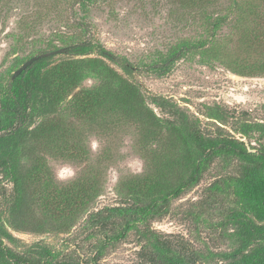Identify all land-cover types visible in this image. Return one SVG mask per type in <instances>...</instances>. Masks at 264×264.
<instances>
[{"label":"rangeland","instance_id":"rangeland-1","mask_svg":"<svg viewBox=\"0 0 264 264\" xmlns=\"http://www.w3.org/2000/svg\"><path fill=\"white\" fill-rule=\"evenodd\" d=\"M237 1L234 10L233 0H91L85 7L79 0H0V93L18 66L38 51L48 50L50 44L62 46V39L88 38L134 64L137 69L130 76L117 65L111 66L142 84L147 102L159 116L179 124L185 118L181 114H185L204 135L221 133L259 149L264 143L259 132L245 137L239 130L244 122L264 124V73L241 75L228 64L253 66L264 60V47L247 50L244 43H250L256 32H264V0ZM220 16H227L228 21L213 32L209 21ZM80 22L88 28L80 27ZM183 44L191 45L167 73L147 69L148 65L161 64ZM63 58L57 54L53 61ZM99 82L95 73H86L75 92ZM151 95L171 105H156ZM39 123L50 135L45 133L36 142L43 157V171L34 185L40 194L37 214L53 222L66 215L68 211L58 206L59 191L71 186L83 171L87 178L98 180L100 194L69 230L38 234L10 229L19 242L7 243L19 252L36 241L65 252L79 244L88 257L101 237L88 221L90 212L119 204L123 198L121 180L145 171L147 162L137 151L139 127L118 111L95 118L73 114L69 104L46 119L36 117L32 128ZM70 151L81 157L80 161H72ZM241 164L237 157H217L201 180L174 200L173 213L155 220L153 228L169 238L183 237L204 255L210 254L213 264H226L220 254L239 244L234 227L220 225L226 219L230 198L223 189L210 188L215 184L223 188L224 178L237 174ZM0 179L5 216L13 183L3 179L1 172ZM189 210L200 212L201 217L187 214ZM140 250L131 232L108 249L100 264H141Z\"/></svg>","mask_w":264,"mask_h":264},{"label":"trees","instance_id":"trees-1","mask_svg":"<svg viewBox=\"0 0 264 264\" xmlns=\"http://www.w3.org/2000/svg\"><path fill=\"white\" fill-rule=\"evenodd\" d=\"M87 1L91 0H79V3L85 7ZM237 4L238 1L233 0L234 10ZM227 21V16H220L209 22L214 32ZM79 26L88 28L84 22ZM260 32H256L250 43L244 42L247 50L264 47V32L259 35ZM62 40L64 45L50 44L48 50L37 53L63 47L61 61L55 63L54 55L38 59L14 80L12 74L0 93V172L3 179L13 183L5 216L0 197V264H100L108 249L131 232L141 246V264H213L210 254L204 255L183 237L162 235L153 228V222L171 215L174 200L196 185L215 159L223 154L241 159L242 164L237 174L224 178L223 188L219 184L210 188L212 191L223 189L230 198L226 219L220 225H232L239 243L233 251L220 255L226 264H264V143L256 149L250 142L221 133L204 135L197 126L190 124L185 114H181L185 118L179 124L159 116L147 102L142 84L111 66L117 65L130 76L137 68L127 58L114 54L92 39ZM190 45L179 46L161 64L148 65L147 69L167 73ZM228 65L241 75L264 73L262 59L253 66L231 62ZM90 72L97 75L99 84L75 92ZM150 99L163 108L171 105L157 95H151ZM68 104L73 114H90L95 118L107 112L123 113L129 122L139 127L137 151L147 165L143 173L121 180L119 189L123 198L119 204L90 212L88 221L101 237L88 257L82 245L76 244L70 252H65L41 241L19 252L7 243L19 242L10 229L38 234L67 231L81 211L100 194L98 180L87 178L83 171L71 186L59 191L58 206L68 211L66 215H60L59 220L53 222L36 212L40 194L34 185L43 171L42 152L36 142L45 133L50 134L42 128L43 123L33 128L31 125L36 117L46 119ZM253 131L264 138V124L261 123L244 122L239 133L251 137ZM71 146L82 150L79 146ZM70 152L71 160L80 161L81 157ZM1 183L2 179L0 189ZM86 184L93 187L87 188ZM41 194L49 197L46 192ZM187 214L195 215L197 219L201 217V213L194 210Z\"/></svg>","mask_w":264,"mask_h":264},{"label":"water","instance_id":"water-1","mask_svg":"<svg viewBox=\"0 0 264 264\" xmlns=\"http://www.w3.org/2000/svg\"><path fill=\"white\" fill-rule=\"evenodd\" d=\"M64 52V48H59V49H54V50H50L47 52H43L37 55H34L32 57H30L27 61H25L14 73L12 76V79L14 80L17 76H19L25 69H27L31 64H33L35 61H37L38 59L44 58V57H48L51 55H57V54H61ZM237 75H234V78H237Z\"/></svg>","mask_w":264,"mask_h":264}]
</instances>
